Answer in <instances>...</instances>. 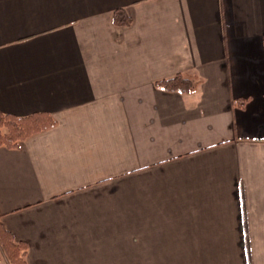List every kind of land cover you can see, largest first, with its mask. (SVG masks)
<instances>
[{
	"label": "crops",
	"instance_id": "0c3cea01",
	"mask_svg": "<svg viewBox=\"0 0 264 264\" xmlns=\"http://www.w3.org/2000/svg\"><path fill=\"white\" fill-rule=\"evenodd\" d=\"M0 110L58 121L0 146L28 264H264V0H0Z\"/></svg>",
	"mask_w": 264,
	"mask_h": 264
},
{
	"label": "trees",
	"instance_id": "16d2710c",
	"mask_svg": "<svg viewBox=\"0 0 264 264\" xmlns=\"http://www.w3.org/2000/svg\"><path fill=\"white\" fill-rule=\"evenodd\" d=\"M113 22L117 26H130L134 22L133 16L124 7L113 12ZM156 85L164 90L193 93L197 90L199 79L191 75L178 73L172 77L159 79ZM243 106L244 103H238ZM58 123L48 112H34L30 115L19 116L0 110V146L17 148L28 137L48 130ZM0 246L10 264H28V246L24 241H18L5 227L0 218Z\"/></svg>",
	"mask_w": 264,
	"mask_h": 264
}]
</instances>
